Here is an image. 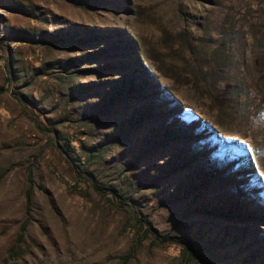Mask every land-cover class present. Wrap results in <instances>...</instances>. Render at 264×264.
Returning a JSON list of instances; mask_svg holds the SVG:
<instances>
[{
    "label": "rangeland",
    "instance_id": "rangeland-1",
    "mask_svg": "<svg viewBox=\"0 0 264 264\" xmlns=\"http://www.w3.org/2000/svg\"><path fill=\"white\" fill-rule=\"evenodd\" d=\"M97 1L0 0V264H205L186 258L187 236L215 264H257L242 252L251 239L227 232L241 227L264 244V215L240 221L197 209L233 206L228 195L241 183L171 200L203 182L209 166H225L231 143L247 152L258 184L246 190L264 206V0ZM87 29L108 36L59 46L13 37H84ZM124 37L135 47L115 49ZM139 65L154 82L144 89L152 97L101 111ZM160 94L167 113L142 119ZM173 123L193 133L156 144ZM108 137V149L89 159ZM20 236L27 248L15 259Z\"/></svg>",
    "mask_w": 264,
    "mask_h": 264
},
{
    "label": "trees",
    "instance_id": "trees-1",
    "mask_svg": "<svg viewBox=\"0 0 264 264\" xmlns=\"http://www.w3.org/2000/svg\"><path fill=\"white\" fill-rule=\"evenodd\" d=\"M80 6H86V7H95L99 6V1L97 0H80L79 2ZM114 9V8H113ZM65 33V34H64ZM46 37L41 36L37 38L36 36H33L29 32L22 31L19 34L15 35L14 39H17L20 42L24 43H30V44H40L45 45V43L52 44V45H65L66 43H75L76 45L81 44H95L98 43V41H101L103 38H106L107 34H100L97 31H94V29H87L85 31L86 36H80L77 34H70L68 32L61 31L58 35L51 34L49 32L44 33ZM124 42H127L126 45H129V48L135 47V42L131 38L124 37L121 40H118V43L114 44L113 46L115 49H121V46ZM107 49H103L100 52H95L93 56L96 55H102L105 53ZM83 57L75 58L71 60L70 62H81L83 61ZM59 68L61 66V63L55 62L51 64H45L44 66L37 68L36 74L43 75L46 74V71L50 68ZM83 88H86V85H81ZM152 86L154 87V82L152 81V78L147 74V72L144 69V66L139 65V68L136 69L134 72L130 73L126 76L122 84H119L117 88L113 90V95L109 97L108 103L102 104V110L105 111L106 108L108 109L111 105V103H114L116 101L124 100V99H130L132 97H143V98H150L152 96H148V94L145 95L147 87ZM148 93H151L154 95L155 91H147ZM25 101L28 103H33L31 100L25 98ZM169 104V100L165 95H159L158 98H156L154 101L150 102V104L144 108L143 110V116L142 119L145 118H151V116H158V112H161L162 114L167 113L166 107ZM134 121H136L134 119ZM141 121V120H140ZM139 122V121H138ZM193 132L186 131L185 127L181 126L178 127L176 124H171L170 127L167 129V131L163 135H155L153 137V140L156 142V144L161 145L162 143L178 140L180 138L188 137ZM64 138L59 136V141L63 140ZM156 139V140H155ZM214 140V139H212ZM215 140H218L215 137ZM111 137H108L104 142L97 144L95 147L91 149V153L87 154L89 159L98 157L101 155L106 149L109 147ZM206 142V141H205ZM207 147V144H203V148ZM226 146L229 149V158L228 162L225 166H209V170L207 172V176L205 180L201 183L198 182H192L190 186H184L185 188H181L179 192H176L172 196V200H179V199H186L187 197H190V195L194 193H198L199 197L203 196V193H206V191L210 190L212 187H216L218 185H223L227 183H241L242 186L237 188L235 193L229 194L228 197L230 199L235 200L233 206L227 207V206H213V205H207V206H200L197 209L201 213H207L212 214L215 216H218L223 219H237L240 221H244L247 219L260 221L259 219L263 218L264 213V206H262L260 203H257L254 199L255 196H252V194H249L246 189L250 188H257L256 184H258V180L256 178V175L253 173V166L251 165L247 152L244 151V149L241 146H236L234 144H226ZM207 149V148H206ZM237 151V155L234 156V152ZM64 153H67L64 150ZM202 152L199 150V152L196 153V155L191 158L192 160L189 161V164L191 161L195 162L199 158V154ZM236 165L235 170H230V167ZM188 165V163H186ZM177 167V166H176ZM83 169V168H82ZM85 169V168H84ZM172 171H176V168ZM248 171L251 172V175L247 174ZM241 173V174H240ZM260 189V188H259ZM115 191V192H114ZM113 193L116 194V196H119V193H117V190H114ZM34 190L31 189V187L26 192V198L27 202L30 204L34 200ZM122 197V195H121ZM224 203V202H223ZM259 206V207H256ZM259 208V209H257ZM258 210V211H257ZM262 216L260 218V216ZM264 219V218H263ZM27 229V225L23 226L22 231L25 232ZM256 235V234H255ZM262 235V233H261ZM253 236V235H252ZM249 233H243L242 228H238L236 231H230L227 232V239L232 238V241H246L248 239H251V244L248 246L242 247V252L246 253L245 257H248L247 260L255 262L257 264H261L259 262L260 253L264 252V244L261 243L259 240L254 241V237H252ZM264 236V234H263ZM164 239H168V237H165ZM246 239V240H244ZM183 240L185 248L184 253L187 259H200L205 264H215L214 262L208 260L203 254H197V249L195 248L194 244L191 242L190 237H184ZM262 241V239H260ZM223 244L227 243L226 241L222 242ZM27 244L24 237L20 236L18 239V242L13 247V256L15 259H17L19 256H21L23 253L22 249L27 248ZM24 245V247H23Z\"/></svg>",
    "mask_w": 264,
    "mask_h": 264
}]
</instances>
